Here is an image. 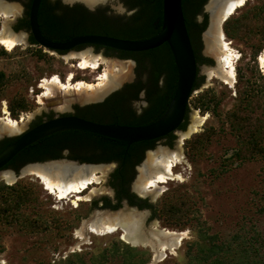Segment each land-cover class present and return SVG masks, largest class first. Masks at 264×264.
Listing matches in <instances>:
<instances>
[{"label":"rangeland","instance_id":"rangeland-1","mask_svg":"<svg viewBox=\"0 0 264 264\" xmlns=\"http://www.w3.org/2000/svg\"><path fill=\"white\" fill-rule=\"evenodd\" d=\"M61 1L63 2V0ZM9 2L19 4L21 9L17 19L12 24H9V28L15 33L26 32L23 29H17L19 21L25 15L26 0ZM100 2L91 3L89 0H74L67 2V5L82 4L88 8L93 5V9L89 8L91 11L101 8L105 9L108 14L113 13L116 15H131L134 12L127 11L122 0H104ZM212 2H214V0H208L205 5L208 14V23L201 35V53L211 61L200 65L199 73L201 76V83L192 94L186 128L182 130L187 131L190 128L195 113L198 112L201 115H208V119L201 127L200 131L194 134L201 133L204 130H213L214 134L211 139L202 146L200 151L197 152H192L191 149L185 146V142L194 134L185 139L182 145V151L187 163L179 165L175 170L178 173H182L185 180L183 182L171 181L165 185V189L161 194L155 196L156 198H152L153 196L151 197L150 200L156 204L157 215L155 214V217L150 218V212L146 209H142L143 213L148 211L147 219L145 220L147 229H152L156 222L159 224L160 228L166 227L172 230L187 232L186 238L176 250V253L168 254L163 261L154 263V253L150 247H146L152 252V259L148 264L185 263L188 242L195 238L188 224L183 227L171 226L166 222L164 216L159 215V207L171 202L189 200L195 210V216L209 229V234L217 235L221 240L230 238L243 226L249 225H256L259 230L264 233V213L258 211L261 204V196L264 194V158L258 157L251 161L243 163L236 162L226 168L223 167V163L227 157L231 156L238 148L237 137L230 128V124L227 121V114L235 107L245 106L248 100L247 96L250 95L251 91H254L259 96L263 95L264 97V69L259 60L261 54L264 52V11L258 18L257 25L260 33V43L258 46L251 47L250 43L247 41L236 37L229 38L226 35L232 42V47L240 56V59L236 62V82L233 86H230L217 77H214L209 82L208 69L217 68L218 66L216 57L207 52L206 43L209 36L205 37V34L211 29L214 15L211 12L213 9L210 8ZM260 8H264V0H249L245 6L238 9L230 18L239 17L249 10L259 11ZM11 18V20H13L15 17ZM2 20L4 21V19L2 18L0 20V30L4 25H2ZM39 48L40 47L31 44V42L28 44L23 43L12 51L0 45V71H3L8 78L5 86L0 89V103L2 100H8L9 102L10 99L19 92L30 104V109L28 111H22L24 112L23 117H26L25 121L29 120L28 117L32 116L34 112H38L40 108L46 105V103H39V98L43 93L41 84L44 79L58 75L62 80H65L70 72H74L75 80L94 82L95 78L106 67V64H101V68L96 71L91 69L81 70L78 67V56L76 58H70L68 57L69 55L63 56L65 54L48 52L43 49L46 56L40 58L37 55ZM78 51L85 52L87 55H99L108 61L122 63L126 67V73L121 78L120 83H118V85L116 84L114 88L106 93V97L104 96V98L100 100L95 99L87 103L73 102L70 108L67 109H60L61 105L59 104L56 107L57 112H55V115L71 112L74 110L75 106L82 107L85 104L94 105L100 103L112 92L120 90L126 84L134 82L137 78L136 64L131 60L110 56L102 49L97 50L95 47L85 46ZM204 67L209 68L205 70ZM31 89L34 90L33 95H30ZM202 94L204 97L215 95L218 106L216 102H213L210 105V109H207L205 104L202 105V100H199ZM75 96L76 95H74V97ZM74 97L68 98L70 102ZM141 104L142 102H137L134 106L138 109ZM143 104L145 105L144 102ZM196 105H199L200 108H196ZM52 110L54 111V109ZM22 112H20L19 115ZM43 113L44 112L40 115ZM25 114H27V116ZM26 129L27 127L23 131ZM176 134L180 135L178 132H176ZM180 140L181 138L178 136L171 145L164 143L156 144L153 150L149 151L141 161L138 171L141 172L150 153L160 150H176ZM73 163L76 167L92 166L78 162L58 160L55 162L48 161L28 164L19 167L18 170L9 168L6 171H14L16 174H19L23 167L48 166L52 164L65 166L64 164L73 165ZM96 166L103 165L99 164ZM104 166H107L105 167L107 169L109 166L116 165L105 164ZM107 170L108 173H106L105 176H103L102 172L99 173L100 176H103L102 184H95L92 187H102L105 190L99 192V196L96 195L90 200L81 202L84 203V205L80 212L78 211L80 207L73 206L68 200L59 202L56 196L49 194L40 180L35 175L29 174V172L15 178L12 183L5 180L4 176H2L3 178L0 176V182H4L7 185H13L21 180L31 184L37 192L36 200H32V202L27 204L26 207H24V211L27 215H32L33 217L45 214L49 222L47 229L37 231L34 234L19 231L16 227L0 231V245L3 247V251L0 253V264H56L58 260L67 257L69 253L75 251L84 253L86 263L91 264L90 258L93 250H97L100 246L105 247L108 242L114 238L120 239L119 233L106 235L89 233L86 236V240H82L77 236V230L81 228L84 220L92 218L96 212H129L132 210L131 208L124 207L126 203H122L119 208L115 210L102 208L100 206L102 204V197H112L111 174L115 171V167ZM140 174L141 173L138 172L132 181L133 187H135ZM90 190L84 194H89ZM96 202L98 205L95 207L92 203ZM91 205L92 207L90 208ZM87 208H89L88 214H86L85 211ZM53 217L61 218V220L53 219ZM120 261L121 260L118 258L110 259L108 264H119Z\"/></svg>","mask_w":264,"mask_h":264},{"label":"trees","instance_id":"trees-1","mask_svg":"<svg viewBox=\"0 0 264 264\" xmlns=\"http://www.w3.org/2000/svg\"><path fill=\"white\" fill-rule=\"evenodd\" d=\"M19 1V0H9ZM32 0H26L25 15L19 21L17 29L30 31L29 8ZM126 7L134 12L131 15L108 14L105 9L91 11L82 4L72 6L64 4L61 0H42L38 13V23L42 34L54 42H66L73 38L85 35H106L128 40H146L155 37L163 24V0H124ZM208 0H183V12L187 29L193 44L196 61L200 67L203 63L211 60L201 55V35L208 23V14L204 12V6ZM264 8L259 11L249 10L239 17L228 18L224 23L225 34L229 38H239L256 47L260 43L258 31V18ZM202 15L203 21L196 22V17ZM232 17V16H231ZM31 44H36L31 35ZM85 46H79L81 49ZM97 50L106 49L107 54L120 59H131L136 64L137 78L134 82L126 84L113 97H119L121 102L115 99H107L102 103L87 106V109L96 108L103 110L134 109L132 101L138 100L139 95L144 92V112L140 116L117 118L111 124L120 125H150L158 121L167 112L177 89L178 69L175 63L170 46L165 43L160 47L143 52H127L109 47L94 46ZM60 54H62L60 52ZM37 55L40 58L46 56L43 48H39ZM7 76L0 71V89L7 83ZM201 77L197 78L195 88L200 85ZM245 106L232 109L227 114V121L232 132L237 137L238 148L224 161L226 168L236 162H246L258 157L264 158V97L254 91L247 96ZM207 109L216 102V96L204 97L202 94L199 100ZM201 105V102H200ZM218 106V102H216ZM196 108H200L196 105ZM11 115L18 117L22 111H28L30 104L19 92L9 101ZM52 118V117H50ZM109 119V117H106ZM85 119V118H84ZM41 121H37L33 126ZM182 124L180 129H185ZM65 134H72L67 139ZM214 131L204 130L194 134L185 146L192 152L200 151L202 146L208 142ZM18 137L6 139L0 142V152L12 144ZM69 141L78 145L85 142L94 143L92 150L102 153L101 161L111 162L121 160L127 144L122 141L108 137L88 133L80 130H64L44 137L30 147L18 154L9 164L8 168L18 170L29 161H38L41 145L61 144ZM78 144H77V143ZM118 171V170H117ZM117 171L114 176L119 179ZM36 190L25 182L17 181L13 185L0 182V231L16 227L19 231L34 234L37 231L48 228L46 215L33 217L27 215L24 207L36 200ZM260 213H264V194L261 196ZM84 203H80V212ZM111 209H117L120 202ZM96 207V204L94 205ZM92 205L90 206V208ZM158 209V207H157ZM89 213V208L86 210ZM159 215L164 216L166 222L171 226L183 227L189 225L195 238L188 242L186 261L183 264H264V233L256 225L243 226L230 238L220 239L217 235L209 234V229L202 224L195 216V210L189 200H182L165 204L158 209ZM157 215V212H155ZM61 220V218L53 217ZM3 247L0 245V253ZM120 259L119 264H148L152 259V252L149 248L133 247L120 239H112L105 247L100 246L93 250L91 264H108L110 259ZM56 264H87L85 254L72 252L67 257L60 259Z\"/></svg>","mask_w":264,"mask_h":264},{"label":"bare ground","instance_id":"bare-ground-1","mask_svg":"<svg viewBox=\"0 0 264 264\" xmlns=\"http://www.w3.org/2000/svg\"><path fill=\"white\" fill-rule=\"evenodd\" d=\"M89 1L96 3L104 0ZM248 1L214 0L211 3L210 8L213 9L214 15L206 44L207 52L216 57L218 66L217 68L208 69L209 82L214 77L230 86H233L236 82V62L240 59V56L232 47V42L227 38L223 30V24L238 9L245 6ZM20 11L19 4L0 0V20L4 19V25L0 30V45L9 51L23 43L26 44L24 33H15L9 28L11 17H18ZM77 56L79 57L78 67L81 70L91 69L96 71L101 68V64H106V67L95 78L94 82L75 80L74 72H70L65 80H62L58 75L44 79L41 84L43 93L39 98V103L45 104L47 100L57 97L61 98L60 109H67L70 104L68 98L74 97V95L77 96V99L81 98L84 101L95 100L120 83L121 78L126 73V67L122 63L105 60L99 55H87L85 52H80L77 55H69L68 57L76 58ZM259 60L264 69V52ZM28 118L30 120L32 116ZM207 119L208 115L205 116L196 112L190 128L180 135L181 140L176 150H160L150 153L136 183L140 194L152 195L153 198H156L155 196L161 194L165 189V185L169 182H183L185 180L182 173L175 171L179 165L187 163L183 155L182 145L185 139L200 131ZM25 120L26 117L23 116L20 120L11 116L0 117V136L4 133L14 135L22 132L27 127V122H29V120ZM64 165L30 166L26 167L25 172L35 175L43 184L45 190L49 194L55 195L59 202L68 200L76 207L81 202L90 200L99 192L105 190L102 187H92L95 184H102L103 176L108 173L107 169H110L109 167L106 169L107 166L76 167L75 165ZM101 172L103 176L99 175ZM3 174L4 179L10 183L16 178L9 172H3ZM88 190H90V193L85 195L84 193ZM146 218L145 213H138L135 210L116 213L99 211L92 218L84 220L81 228L77 230V236L82 240H86L89 233L96 235L119 233L126 243L133 246L150 247L154 253V263L163 261L168 254L176 253V250L186 238L187 232L166 227L160 228L156 222L152 229H146L144 226Z\"/></svg>","mask_w":264,"mask_h":264},{"label":"water","instance_id":"water-1","mask_svg":"<svg viewBox=\"0 0 264 264\" xmlns=\"http://www.w3.org/2000/svg\"><path fill=\"white\" fill-rule=\"evenodd\" d=\"M3 1L8 3H15L6 0ZM41 1L42 0H32L28 16L30 31L29 33L21 32L25 34L27 44L29 43L28 37L32 35L36 43L34 45L43 48L45 51L54 52L57 54H60L61 52L62 54H65L63 56H67L77 55L78 53H80L77 49L79 46H103L127 52H143L156 49L161 45L167 43L173 53L178 69L177 89L165 115L158 121L150 125L128 126L120 124H102L77 116L60 114L55 115L54 117L49 119H44L42 122L20 134L15 142H13L0 152V172L4 167L7 166V164H9L19 153H21L27 147L40 141L44 137L59 131L80 130L122 141L127 144L126 153L129 147L134 143L158 139L173 132H178L180 133V135L184 132L183 130H180V127L184 123L186 115L189 111L190 100L195 90V83L199 74L200 67L197 64L195 51L187 29L183 12V0H163L162 28L161 31L153 38L146 40H128L106 35L91 34L76 37L66 42H54L49 40L42 34L38 23V13ZM67 2L71 1L63 0V3L67 4ZM92 7L94 6L91 5L89 8L93 9ZM211 12L213 13V10H211ZM16 19L17 17L11 20L10 24H12ZM207 36H209V31L205 34V37ZM207 68L209 67H206L205 70H207ZM105 95L106 94L101 95L99 98H97V100L104 98ZM76 97L77 96H75L74 99L70 102L68 108H70V105L73 102H90V100L84 101L83 99H77ZM60 103L61 98L57 97L51 100H47L46 105L40 108L38 112H34L32 114V118L29 120V122H27L26 126L28 127L31 120L40 115L42 112H49L52 109L56 111V107ZM1 138L2 136H0V139ZM114 167L116 166H109L110 169ZM25 169L26 167H23L20 170L19 174H16L14 171L5 170L2 171V174L3 172H11L16 178H18L19 176L26 173ZM2 174L1 178H3ZM124 207L143 212L142 210L130 207L127 204H124ZM145 213L148 214V211H145ZM120 239L124 241L121 236ZM130 245L133 246L132 244Z\"/></svg>","mask_w":264,"mask_h":264},{"label":"flooded vegetation","instance_id":"flooded-vegetation-1","mask_svg":"<svg viewBox=\"0 0 264 264\" xmlns=\"http://www.w3.org/2000/svg\"><path fill=\"white\" fill-rule=\"evenodd\" d=\"M122 2H123V5L125 6L127 11H129V12L133 11V10H129L126 7L124 0H122ZM100 3H102V2H100ZM86 8H88V7H86ZM109 12H111V11H109ZM204 12L207 13L205 6H204ZM202 21H203L202 15H199L196 17L197 23H201ZM26 32L29 33L28 31H26ZM30 39H31V35L28 37L29 42H31ZM102 50L107 53L106 49H102ZM201 55H202V53H201ZM203 57H205V56H203ZM205 58H207V57H205ZM124 60H131V59H124ZM131 61H133V60H131ZM198 77L199 78L201 77L200 73L198 74ZM117 91L118 90L112 92L109 96H107V98L105 100L112 98L113 93H115ZM112 99H115V100L121 102V99L117 96L112 98ZM104 101H102V102H104ZM102 102H100V103H102ZM137 102H142V104L140 105V108H138V109L134 106L135 103H137ZM143 102L145 103L144 92H142L139 95L138 100L132 101V105L134 107V109H132V110H128L125 108V109H118V110L99 111L96 108L87 109V106H90L91 104H85L82 107L75 106L73 111L67 112V113H62L60 115H72V116L85 118L87 120L94 121L97 123L111 124L112 122H115L117 120V119L112 118L113 115H115L117 118H120V117L126 118V117H131V116H140L141 114H143V112H144L143 108L146 105V104L144 105ZM55 112L56 111L51 110L49 112H44L42 115L36 116L34 119L31 120L27 129L32 128L33 125L35 123H37V121H39V120L42 122L44 119H49L50 117H54ZM106 117H109V119H107ZM187 120H188V113L186 115V118H185L183 125L187 123ZM128 126H131V125H128ZM137 126H142V125H137ZM180 130H182V129H180ZM25 131H23V132H25ZM19 135H17V134L9 135L8 133H4V134H2V138L0 139V142L4 141L6 139L19 137ZM71 135L72 134H65L63 136H65L64 138L67 139V137L71 136ZM177 137H178V134L173 132V133H170V134H168L164 137L158 138V139L134 143L133 145H131L129 147L127 153L125 150L124 157L121 160L116 159L115 161H111V162L101 161L100 157L102 156V153L100 151H93L92 150L94 143L85 142L83 145H78V146L75 143H72L69 141H65V143H63V145H61V144L43 145L44 144L43 143L40 147L41 159L39 158L38 161L31 160L26 165L34 164V163L48 162V161L55 162L58 160H63L65 162H78V163L89 164V165H99L100 164V165H103V167L105 164H115L116 165L115 171L111 174L112 197H110V196L102 197V199H101L102 204L100 206L103 208L105 206V204L108 203L107 206L113 207L114 205H116L119 202H120V204L126 203L128 206L135 207L139 210H142V209L148 210L150 212V218H151V217L156 216L155 215L156 204H154V202H152V200H150L152 195H146L145 196V195L140 194L139 191L137 190L136 185H135V187L132 186V181L134 180V178L138 172L141 173L140 171H138L139 164L144 159V157L147 155V153L149 151L153 150V148L155 147L156 144L164 143L167 145H171L174 143V141L176 140ZM26 165H24V166H26ZM87 167H89V166H87ZM7 169H9V168L6 166L2 169V171H4V170L6 171ZM12 169H14V168H12ZM2 171L0 172V176L2 174ZM116 171H117L119 179H117L114 176ZM95 204L98 205L97 202L92 203V205H95ZM106 208L111 209L109 207H106ZM117 212H119V211H117ZM137 212L143 213V212H139V211H137ZM113 213H116V212H113ZM144 226L147 229L146 221L144 222Z\"/></svg>","mask_w":264,"mask_h":264},{"label":"built area","instance_id":"built-area-1","mask_svg":"<svg viewBox=\"0 0 264 264\" xmlns=\"http://www.w3.org/2000/svg\"><path fill=\"white\" fill-rule=\"evenodd\" d=\"M33 94H34V90L31 89L30 95H33ZM0 104H1V106H0V117L1 118L7 117V116H11L14 119L20 120L22 118V116H24V112H22L20 115H18L19 117H17V118L13 117L11 115V111L9 109L8 100H2ZM25 115L27 116V114H25Z\"/></svg>","mask_w":264,"mask_h":264},{"label":"snow or ice","instance_id":"snow-or-ice-1","mask_svg":"<svg viewBox=\"0 0 264 264\" xmlns=\"http://www.w3.org/2000/svg\"><path fill=\"white\" fill-rule=\"evenodd\" d=\"M241 2H243V0H241Z\"/></svg>","mask_w":264,"mask_h":264}]
</instances>
